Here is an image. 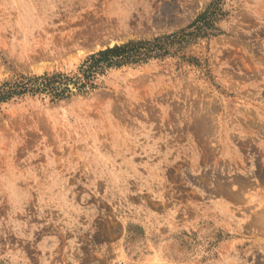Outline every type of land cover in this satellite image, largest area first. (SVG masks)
Masks as SVG:
<instances>
[{"label": "rangeland", "instance_id": "obj_1", "mask_svg": "<svg viewBox=\"0 0 264 264\" xmlns=\"http://www.w3.org/2000/svg\"><path fill=\"white\" fill-rule=\"evenodd\" d=\"M211 1L0 0V84L69 76L0 102V264H264V0L80 90Z\"/></svg>", "mask_w": 264, "mask_h": 264}, {"label": "trees", "instance_id": "obj_2", "mask_svg": "<svg viewBox=\"0 0 264 264\" xmlns=\"http://www.w3.org/2000/svg\"><path fill=\"white\" fill-rule=\"evenodd\" d=\"M220 2L221 0H212L194 23L174 33L157 36L149 40L129 41L89 55L79 67L80 72H83L86 78V82L81 85L80 90L86 87L94 88L93 78L108 67L141 62L154 56L165 55L170 53V49L178 44L185 46L196 38L209 35L208 29H213V23L222 14ZM68 77L63 72H57L51 75L45 73L34 78L22 75L19 79L5 81L0 84V102L27 92H47L54 98H60L65 95L67 89L62 88L59 83ZM38 80L40 82L36 83Z\"/></svg>", "mask_w": 264, "mask_h": 264}, {"label": "water", "instance_id": "obj_3", "mask_svg": "<svg viewBox=\"0 0 264 264\" xmlns=\"http://www.w3.org/2000/svg\"><path fill=\"white\" fill-rule=\"evenodd\" d=\"M112 45V41H109L107 44H103V45H95L94 47H91L88 51L89 52H95L98 51L99 49L103 48V47H109Z\"/></svg>", "mask_w": 264, "mask_h": 264}, {"label": "bare ground", "instance_id": "obj_4", "mask_svg": "<svg viewBox=\"0 0 264 264\" xmlns=\"http://www.w3.org/2000/svg\"><path fill=\"white\" fill-rule=\"evenodd\" d=\"M111 41H113V39Z\"/></svg>", "mask_w": 264, "mask_h": 264}]
</instances>
